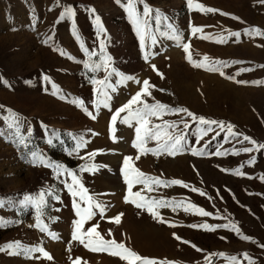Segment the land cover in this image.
<instances>
[{"label": "rangeland", "instance_id": "obj_1", "mask_svg": "<svg viewBox=\"0 0 264 264\" xmlns=\"http://www.w3.org/2000/svg\"><path fill=\"white\" fill-rule=\"evenodd\" d=\"M144 3L153 9V19L142 45L136 25L116 0H0V114L6 115V109L18 113L21 133L28 137L27 147L13 143L16 138L0 120V247L19 241L25 248L42 247L52 257L0 251V264H73L77 258L81 264H128L72 239L80 219L76 204L81 209L88 204L69 192L65 181L72 183L71 177L64 172L58 177L56 165L75 172L92 203L103 208V216L93 208L95 215L82 228L85 235L97 225L105 240L168 264H231L230 257L248 264L244 253L255 264H264V35L253 31L264 32V0ZM200 5L218 11L207 12ZM143 6L137 3L141 12ZM68 8L74 15L61 19ZM194 27L202 31L193 33ZM217 61L222 62L215 64L219 70H211ZM144 80L150 83L151 96L142 99L149 104L187 108L230 124L241 135L230 136L227 127L200 125L185 113H165L162 119H149L161 125V133L165 122L179 124L168 131H183L180 149L171 155L146 151L157 149L156 140L143 144L144 150L134 147L139 123L125 122L127 112L115 123L112 117L141 90ZM182 119L190 127L185 128ZM201 129L206 133L202 138ZM31 152L42 161L31 162ZM125 157H132L128 169ZM133 169L183 183L133 182L129 191L125 171L131 180ZM42 192L45 203L40 209L35 202L20 203L26 195L35 200ZM133 199L142 205L165 201L167 206L137 208ZM190 205L211 215H200ZM121 213L119 224L110 221ZM38 218L48 231L34 227ZM204 224L214 230L193 227Z\"/></svg>", "mask_w": 264, "mask_h": 264}, {"label": "snow or ice", "instance_id": "obj_2", "mask_svg": "<svg viewBox=\"0 0 264 264\" xmlns=\"http://www.w3.org/2000/svg\"><path fill=\"white\" fill-rule=\"evenodd\" d=\"M116 2L118 4H121L123 7H125L129 15V18L132 20V23L136 25L137 33L140 35L141 44L143 45L144 39H145V32L147 30L148 24L150 23L151 19H153V16H152L153 9H151L146 3H144V0H116ZM137 3L144 4L142 12L138 10ZM189 4H191V0H189ZM199 7L207 12L218 11L212 8L205 9L203 5H200ZM90 11L92 13H95V9H91ZM155 12H156L155 19L159 20V16H160L159 10L157 9L155 10ZM223 14L228 15L227 13H223ZM65 15H74V11L71 8L66 9L65 13L62 14L61 19H63ZM236 19H239V18H236ZM95 22L98 26L100 25V17L98 15L95 16ZM200 31H202V29L196 28V27L193 28V33L200 32ZM253 31H256L258 34L264 35V32H260L259 29H254ZM74 35H76L77 39H79V36L77 33L74 32ZM232 35L238 36L239 34L232 33ZM155 42H156L155 38L153 37V43ZM184 49L187 52L188 46L185 45ZM61 54L63 55L64 53L61 52ZM144 58L145 60H147L148 56L145 55ZM188 59L189 61H191L192 57L189 55ZM204 60L208 61L209 58L204 57ZM215 64H222V62L217 61V62H214V64L210 65V68L213 71L219 70L215 67ZM194 66L204 67V64L195 63ZM86 67H88V65H86ZM152 67L155 69V65H153ZM247 70H250V69H245V71ZM127 79H135V78L127 77ZM136 82L140 83V81H136ZM98 83L103 84L104 81H98ZM241 83H246V82L242 81ZM53 87L55 88L56 86L54 85ZM151 87H154V86H151ZM149 88H150L149 81L144 80L142 82L141 90L137 92L128 101V103L122 105L112 117V122L115 123L116 118L121 113L127 112L128 116L124 118L125 122H128L129 119H131L139 123L140 127H137L135 129L137 135H136V141L133 144L134 147L144 150L142 148L143 144H145L148 140H156L158 144L157 149H147L146 151L153 152L154 154L156 152H168L171 155L180 149V147L182 146V142L185 140V134L183 133V131H181L180 134H175L174 132L170 133L168 131V129L178 128L179 124H177L176 122H172V123L165 122V124L163 125L164 131L163 133H161V125L152 124L151 120L149 119V117H153V116L157 117L158 119H162L163 114L165 113H172V114L185 113L187 117L191 118L193 122H198L200 125H209V126L218 125L221 130L227 127V131L230 136L241 135L239 133H235L232 131L234 126L230 124L225 126L224 123L221 121L208 120L205 117L197 116L194 113H192L190 110H188L187 108H169L167 105L162 104L159 101H157L155 104H149L147 100L142 99V97L151 96V92L149 91ZM53 94H58V91L54 92ZM73 103H79L81 106H83L82 101H73ZM136 105H141V107H134ZM3 107L4 106H0V109H2ZM105 107H107V104H105ZM85 111L92 119H95V116L92 114V112L88 111L87 108H85ZM6 113H7L6 115L0 114V120H4L7 123V128L9 129L11 136L16 138L12 142L17 143L18 145H22L23 147H27L28 137L21 133L22 124H21V119H20L19 114L15 113L11 109H6ZM180 123H183L185 128L190 127L189 123L186 120L182 119ZM142 128L144 130L143 137L140 135ZM200 131H201V138H202L203 135L206 133L204 129H201ZM0 135H4V133L0 132ZM243 140L249 141L253 145H256L257 143L255 140H252L250 137H247V136H244ZM161 141L163 142L161 143ZM49 143H51V141H49ZM260 147L264 148V145H260ZM243 151L249 152V151H252V149L245 148L243 149ZM193 154H196V153L193 152ZM216 155H220V153L217 152ZM30 156H31V162L33 163H35L38 160L42 161V157L36 152H31ZM138 158L139 157H137V159ZM131 160H132V157L124 158L123 165L125 169H128L130 167L129 161ZM45 166H48V165L46 164ZM55 168H56V174L58 177L62 174V172L67 173L71 177L72 183H68L67 180L65 181V183L68 184L69 192H71L73 196H79L80 200L82 201L86 200L88 204V206L83 209H81V206L79 203L76 204L77 215L80 217V219L75 222V230L72 235L73 240L79 241L90 251L108 252L109 254L113 256H119L123 260L127 261L128 264H137V262H139V264H168V262L166 261H157L153 258L142 257L137 252L126 247L125 244L122 242L118 243L115 240H105L101 236V234L97 231V227H98L97 225H93L90 229H88L86 235L83 234L82 228H83L84 223L86 222V220L91 219L95 215V213L93 212V208L100 209L102 216H103V208L98 203L97 204L92 203L91 197L86 195L87 189L84 188L83 184L80 182L75 172H68V170L64 169L62 165H56ZM133 172L135 175L133 179L130 180L128 172L125 171V180L128 183L129 191H131L133 182L139 183V184H154V185H160V184L168 185V184H182L183 183L182 181H179V180L162 181L157 177L146 175L145 173L141 172L138 169H133ZM238 174H241V173H238ZM184 186L187 187V185H184ZM193 191H197V189H193ZM203 194L204 193H201V195ZM135 195L140 196L139 193H136ZM56 199L58 200L59 197L57 196ZM125 199L127 201V197ZM142 199L143 197H141V200ZM33 202H35V206L37 207V209H40V207L45 203L44 193L42 192L39 195L38 199L34 200L32 196L26 195L24 199L20 201V203L25 204V205L33 203ZM130 202L134 203L137 208L147 207L149 210H151L154 206L155 207L167 206V203L165 201L157 202L153 200L151 201V203H148L146 205H142L141 203H138L135 199L131 200ZM3 203L4 201L0 200V206H3ZM189 207L192 209H196L195 205H190ZM185 210H188V208H185ZM196 210L198 211L200 215H203V216L211 215L210 213L204 211L203 209H196ZM122 215L123 214L121 213L109 219L110 221L116 224H119L121 221ZM153 215L157 216L158 213L153 212ZM2 225H3V221L2 219H0V226ZM34 227L39 228L40 231L42 232L48 231L47 225L40 222L39 218H38V222L34 225ZM193 227H203L207 230H214L212 226L207 225V224L193 225ZM232 227H233V230L239 233L238 227L236 226H232ZM48 234L52 236L53 238L58 239V237H56L54 233L48 232ZM109 234H111L110 231H109ZM176 238L178 240L180 239V237L178 236ZM242 238L245 240L252 239L251 237H248V236H242ZM185 243H187V241H185ZM260 247L264 248V245H260ZM18 250H22L25 254H30L33 252L42 253L43 257L49 260L52 259L51 255L46 250H44L42 247L25 248L19 241L10 242L4 247H0V251H9V254H12V255L20 254V251ZM69 250H70V246H69ZM218 255L224 256L225 254L220 253ZM242 255L244 256L245 259L248 260V264H255V261L252 260V258L248 257L247 253H244ZM228 259H230L231 264H241V262H239L236 257H230ZM73 264H81V258H77L73 262Z\"/></svg>", "mask_w": 264, "mask_h": 264}]
</instances>
